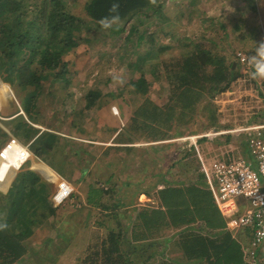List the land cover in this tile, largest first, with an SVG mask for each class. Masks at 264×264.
Wrapping results in <instances>:
<instances>
[{
    "label": "trees",
    "instance_id": "obj_1",
    "mask_svg": "<svg viewBox=\"0 0 264 264\" xmlns=\"http://www.w3.org/2000/svg\"><path fill=\"white\" fill-rule=\"evenodd\" d=\"M76 1L81 2L82 6L73 12L70 0H0V66L4 65L9 74L18 72L17 85L21 86V91L8 78L5 82H10L13 90L19 93L31 87V92L21 101L28 119L20 115V127L11 130L22 142L31 143L33 153L64 177L56 164V150L58 152L65 147L67 138L53 130L43 131L31 124L40 122L34 109L39 98L37 96L41 94V85H46L50 91L57 84H62L64 89H70L74 73L64 71V56L84 48L87 41L82 36L87 22L97 24V28L102 30L112 29L107 34L109 37L124 34L128 30L126 42L132 41L136 36L139 42L148 37L147 41L155 44V33H151L146 24L156 20L153 27H158L157 20L164 17L168 0ZM205 1L189 0L185 3L189 4L186 7H194L205 4ZM243 1L246 8L251 7L254 11L252 15L237 18L232 16L223 21L228 16L222 14L219 21L215 22L216 14H206L202 20L207 22V26L198 43L176 48L167 45L158 48L159 51L172 50L168 57L161 60L163 77L172 85L170 97L165 103H157L148 94V82L141 72L134 73L127 84L132 85L143 101L132 112L129 122L122 127L113 128L114 131H127L125 135L115 138L117 145L106 147L104 156H108L112 150L131 153L138 148L130 144L136 140L151 141L154 144L150 145L155 150H160L165 145L161 141L177 137L178 135L171 132L189 122L199 109L201 114L212 103L207 100H213L230 91L233 83L240 77L252 73V82L256 85L258 63L262 62L264 67V55L257 52L258 46L263 42L257 39L255 41L254 38L256 0ZM174 5H180L178 0ZM255 26L257 27L256 24ZM141 27H144L143 30ZM219 30L225 33V37H220ZM208 31L211 34H207ZM227 37L229 41H226ZM224 42L228 43L225 45ZM1 75L0 72V77ZM261 77L264 86V75ZM107 78L108 83L113 80L111 76ZM2 83L0 81V85ZM125 90L126 88H121L117 92L110 90L103 93L97 83L91 86L85 93L86 102L76 111L85 117L82 123L88 124L91 112L100 104L103 96L119 99ZM0 136L7 138L8 134L2 130ZM185 144L187 148L181 151L183 155L180 159L191 155L194 150V144ZM197 144L202 150L213 144H233L240 147L239 150H244L246 146L245 141L238 140L234 135H227L224 140L202 137L197 139ZM80 146L85 148L92 144L83 142ZM227 150V158L230 159L236 152L230 147ZM166 170L165 167L163 172L166 173ZM85 171L86 168L81 169V181ZM66 176L71 179V175ZM113 177L117 181V174ZM89 181L90 175L83 183ZM54 191V183L50 178H41L34 170L24 167L13 180L8 194L0 193V201L3 203L0 207V264H13L23 257L33 258L35 264L54 258L57 264L61 259L69 241L56 226L51 228L39 248L35 244L26 246V242L37 239L36 228L62 209L52 201ZM149 196L155 198L157 204L145 206L129 216L125 215L126 211L117 210L124 205L117 196L119 201L112 204L113 211L104 214L111 224L105 227L100 222V228L92 230L89 243L78 258L79 264H147L156 255L164 256L174 237V243L182 257L181 260L172 259L167 264H250L247 255L249 253L246 251L247 233H239V238H236L226 231L225 220L204 181H175ZM105 209L109 211L110 206ZM89 218L90 215L84 226L90 224ZM124 218H130L133 225H125L122 222ZM169 233H173L172 237L163 239ZM54 240H59L61 246L52 247ZM148 251L151 252L143 262L133 257L137 254L140 258L141 253L144 256ZM256 252L255 264L264 263V248L258 247Z\"/></svg>",
    "mask_w": 264,
    "mask_h": 264
},
{
    "label": "rangeland",
    "instance_id": "obj_2",
    "mask_svg": "<svg viewBox=\"0 0 264 264\" xmlns=\"http://www.w3.org/2000/svg\"><path fill=\"white\" fill-rule=\"evenodd\" d=\"M70 1L73 6V12L82 6L81 2ZM175 1L177 0L167 1L164 9V17L166 19H163L164 17L158 19V27H153L156 20L146 24L147 29L151 33H155V44L148 42V37H144L139 42L136 36L132 41L126 42L125 36L128 30L124 34H114V37H109L107 34L112 29L102 30L97 28V24L87 22L85 24L86 30L82 36L87 41L84 48L67 53L64 56V71L67 70L69 73H74L71 77L73 83L70 89H64L62 84H57L56 88L51 89V91L47 89L46 85H41L40 87L41 94L37 96L39 98L36 100L34 109L39 115L40 122H38L39 124H33L43 131L53 130L67 138L64 142L65 147L58 152V149L56 150V155H58L56 164L58 165V170H61L65 177L53 168L54 171L51 169L50 171L41 170L42 168L37 165L40 162L36 159L34 163L29 162L25 168L34 169L41 178L45 176L51 177L55 190L61 178L66 179L73 186L74 193L65 203L59 205L62 209L58 211L56 216L51 217L36 228L37 239L26 242V246L35 244L39 248L51 228L56 226L57 230L61 234H65L69 241L68 248L65 251L62 249L64 253L62 252L61 259L58 260L57 264H79L78 258L82 255L86 244L88 245L92 230L100 228V222H103V226L111 224L104 214L113 211L111 206L114 202L119 201L117 196L120 197L121 203L124 204L117 210L126 211L125 215L129 216L136 214L145 206L153 205V203L149 202L151 200L154 201L155 198H151L149 195L154 194L160 188L170 186L172 182H181L183 180L197 181L198 179L203 181L197 173L199 166L194 160L195 148L191 155L180 159L183 155L181 151H184L185 147L187 148L185 142L193 144V140L190 137L201 136L216 130L235 132L241 126L253 125L255 122L264 120V116H262V114L264 115V86L262 85L261 77V75H264V67H262L263 63L259 62L256 85L252 82V73H248L245 77H240L233 83L230 91L220 94L213 100H207L212 103L208 104L201 114H199L201 111L199 109L189 122L178 125L177 131L171 132L178 136L168 141H161L165 145L160 150H155L153 145H150L154 144L151 141L136 140L130 144L136 145L138 148L131 153L112 150L108 156L103 155L106 147L117 145L115 138L120 137L121 134L125 135L127 131V129L121 132L120 130L114 131L113 128L122 127L129 122L132 112L143 101L140 100L139 93L134 91L132 85L128 86L127 84L134 73H142L148 82V94L157 103L163 104L169 99L172 85L166 77H163L161 60L168 57L172 50L164 49L159 51L158 48L166 45L176 48L185 44L198 43L207 26V22L202 20V18L206 17V14H216L214 15V17L216 16L214 21L218 22L222 14L223 16H228L226 19L223 18L225 19L223 21H226L232 16H235V18L237 16L247 17L254 12L251 7H245L243 0H206L205 4L194 7H186V5H189L187 4L189 0H178L180 5L176 7L174 5ZM255 2L257 10L254 15L257 16L255 21L257 27L254 24L256 32V37L254 38L255 41L257 39L264 43V0H256ZM182 7H185V9ZM143 28L141 27V30ZM218 33L220 37H225V33L222 30H219ZM207 34H211V31H208ZM226 41H229L228 37ZM226 43L228 42H224L225 45ZM239 52L242 51L239 50ZM32 68L34 69L35 66ZM32 68L31 70H33ZM0 72L2 73L3 81L8 78L21 91V86L17 85L18 72L9 74L8 69L4 65L0 66ZM108 76L113 78L109 83L107 82ZM11 83L7 82V84L2 83L0 85V100L12 97V99L6 101V107L9 108L8 113L5 111L0 113L2 115L5 114V118H7L4 121L0 120V133L4 130L6 134L8 132L5 131L4 127L6 130L13 132L11 129L14 127L19 128L21 123L19 117L14 120L9 116L14 113L12 102L16 103L9 88L10 86L13 90ZM96 83L103 90V93L110 90L117 92L121 88H126V90L119 99L112 96H103L100 104L91 112L89 121H87L88 124H85L82 123L85 117L76 111L86 102L85 93ZM29 92H31V87L25 89L24 92H20L21 94H19L18 98L20 99L18 100L20 106H22L21 101ZM16 93L19 92L16 91ZM178 130L181 131L177 133ZM122 137L124 138L125 136ZM246 137L245 133L244 135L241 133L237 135V138L239 140L241 138V141H244ZM177 138L182 139L175 141L174 139ZM218 138L224 140L225 137ZM7 141L8 138L6 140L5 137L2 138L0 136V143L5 145ZM89 141L93 142L92 146L85 148L80 146V143L87 142L88 144L90 143ZM3 145L0 146V151ZM213 145L207 146L206 152L216 151L219 153L220 151V153L224 152L226 154L229 147L234 152H238L235 150L240 148L233 144L227 146ZM199 148L202 150L200 145ZM243 153L253 161L256 168V161L246 146ZM5 157H7V154ZM0 158L3 157L0 156ZM178 159L180 161H177ZM4 163L9 166L10 171H14L19 167V164L0 160V165ZM40 164L43 165L44 163ZM165 167L167 169L166 173L163 172ZM84 168L87 170L86 175H90L88 183H83L79 178L81 169ZM71 171L72 173H70ZM50 173L56 176L59 181L56 180L55 182L54 178L49 175ZM68 174L71 175V179L66 176ZM114 174L118 176L117 181L113 177ZM12 182L9 186H11ZM90 185H93V187L90 188ZM92 188L95 190L94 193L90 191ZM0 202L1 207L3 203L2 201ZM107 206H110L109 211L105 209ZM1 209L0 213H2ZM89 215L88 222L91 227L90 224L84 226ZM121 215L123 216V214ZM122 222L125 225H133V221L130 218H124ZM172 235L173 233H169L163 239L171 238ZM235 236L239 238L238 234H235ZM175 238H172L173 241L168 244L164 256L156 255L153 259L147 261V264H167L172 259L177 258L181 260L182 253L174 243ZM243 243L245 242L243 241ZM51 246L58 248L61 243L59 240H54ZM150 252H146L144 256L141 253L140 258L137 254H134L133 257L137 261L143 262ZM46 261L42 264H56L55 258ZM13 264L35 263L33 258L23 257ZM259 264L264 263L259 262Z\"/></svg>",
    "mask_w": 264,
    "mask_h": 264
},
{
    "label": "built area",
    "instance_id": "obj_3",
    "mask_svg": "<svg viewBox=\"0 0 264 264\" xmlns=\"http://www.w3.org/2000/svg\"><path fill=\"white\" fill-rule=\"evenodd\" d=\"M19 107L20 113L25 115L23 108ZM4 129L8 132V141L0 151L3 157L0 160L19 164V167L10 171L6 163L0 165V193L7 191L22 167L38 158L31 150V143L22 142L16 134ZM240 131L247 134L245 141L256 161V168L253 161L242 153L228 159L227 153L202 151L196 142L194 160L199 166L197 173L211 191L225 220L226 231L233 235L247 233V255L250 264H255L257 248L264 245V124ZM73 191V186L61 179L53 197L55 205L65 203Z\"/></svg>",
    "mask_w": 264,
    "mask_h": 264
},
{
    "label": "clouds",
    "instance_id": "obj_4",
    "mask_svg": "<svg viewBox=\"0 0 264 264\" xmlns=\"http://www.w3.org/2000/svg\"><path fill=\"white\" fill-rule=\"evenodd\" d=\"M257 52L259 53V54H261V55H264V43H262V44H260L259 46H258V48H257ZM0 81L1 82H3V83H5V84H7V82H5V81H3V79L0 77ZM9 88L11 89V91H12V96H14V94H13V90H12V88L9 86ZM20 105V104H19ZM2 107V106H1ZM22 107V106H21ZM23 108V107H22ZM24 110V109H23ZM25 112V111H24ZM18 113H19V115L20 114H22V113H20V107H19V110H18ZM22 115H24V114H22ZM25 115H26V113H25ZM24 115V116H25ZM26 117H27V115H26ZM7 119V118H6ZM11 119H14V117H12ZM259 124H264V121L263 122H261V123H257V124H254V125H259ZM36 126V125H35ZM248 126H253V125H245V126H241V128H239V130H236L235 132L234 131H225V130H216V131H212V132H210V133H207V134H204V135H201V136H197V137H190L192 140H193V144H194V148H195V151H196V145H195V142H196V144H197V139L198 138H202V137H208V138H210V139H215V138H218V137H225V136H222V135H234V137L236 136V138H237V135H238V133H241V134H243L244 135V133L245 132H243V131H240L242 128H245V127H248ZM235 133V134H234ZM8 134V133H7ZM246 134V133H245ZM246 136H247V134H246ZM195 138V139H194ZM247 138V137H246ZM246 138L244 139V141L246 140ZM20 139V138H19ZM182 139V138H181ZM180 138H177V139H174L175 141H179V140H181ZM173 140V141H174ZM187 140H190V139H187ZM239 140V139H238ZM240 140H241V138H240ZM245 143H246V141H245ZM198 145V144H197ZM5 145H3L2 146V148L4 147ZM198 147H199V145H198ZM246 147H247V144H246ZM248 148V147H247ZM202 151H205L206 152V150H202ZM236 151H238V152H236L234 155H233V157H235L237 154H239V153H242V154H244L245 155V153H243V151L244 150H239V149H237ZM197 152V151H196ZM196 152H195V154H194V156L196 155ZM224 153V152H223ZM245 156H247V155H245ZM248 157V156H247ZM38 159H40V158H36V160H38ZM40 160H42V159H40ZM43 161V160H42ZM28 165V164H27ZM26 165V166H27ZM26 166H24V167H26ZM24 167H22V168H24ZM21 168V169H22ZM19 173V172H18ZM17 173V174H18ZM17 174H16V176H17ZM15 176V177H16ZM15 177L13 178V180L15 179ZM61 179H63V178H61ZM12 180V181H13ZM64 180H66V179H64ZM11 181V182H12ZM67 181V180H66ZM68 182V181H67ZM9 188H10V186L8 187V189H7V193H8V190H9ZM6 192H4V193H2V194H5ZM55 192H56V190H55ZM73 193H74V191H73ZM72 193V194H73ZM55 194V193H54ZM54 194H53V197H54ZM72 196V195H71ZM70 196V197H71ZM69 197V198H70ZM68 198V199H69ZM67 199V200H68ZM66 200V201H67Z\"/></svg>",
    "mask_w": 264,
    "mask_h": 264
},
{
    "label": "crops",
    "instance_id": "obj_5",
    "mask_svg": "<svg viewBox=\"0 0 264 264\" xmlns=\"http://www.w3.org/2000/svg\"><path fill=\"white\" fill-rule=\"evenodd\" d=\"M13 94H14V101H16V103L15 102H12L13 103V108H14V113L13 114H11V115H9L10 117H14V118H16V117H19L20 115H22V114H20L19 115V113H18V110H19V102H18V100H20V99H18L19 98V94L20 93H16V91L15 90H13ZM8 99H12V97H6V98H3V99H1L0 100V106L2 105V107H0V113L1 112H3V111H5V112H7L8 113V111H9V108H7L6 107V101L8 100ZM15 103V104H14ZM21 104H22V102H21ZM22 107H24L23 105H22ZM8 109V110H7ZM24 109V108H23ZM16 110V111H15ZM8 115V114H7ZM22 116H24V115H22ZM24 117H26V116H24ZM27 118V117H26ZM28 119V118H27ZM0 120H2V121H4V120H6V118H5V114L4 115H2V114H0ZM264 120H262V121H258V122H255V123H253V125L254 124H257V123H261V122H263ZM31 124L33 125V126H35V124H33L32 122H31ZM36 128H39L38 126H35ZM4 131V130H3ZM8 138V137H7ZM7 138H6V140H7ZM90 142V141H89ZM93 142H90V144H92ZM2 145H3V143H2ZM2 157V156H1ZM39 160V162L40 163H44L43 165L42 164H37V165H39V167H41L42 169L41 170H45V171H50V169L52 170V171H54L52 168H50V166L47 164V163H45L44 161H42V160H40V159H38ZM32 170H34V169H32ZM35 171V170H34ZM86 172L87 171H85L84 172V174H83V179H82V182H83V180L87 177V175H86ZM88 174V173H87ZM49 175H51L53 178H54V180L56 181H59L58 180V178H56V176H54V175H52L51 173L49 174ZM48 178V176H45L44 178ZM51 178V177H50ZM91 192H93L94 193V189L92 188V190H90ZM90 192V193H91ZM78 197V196H77ZM147 199V198H146ZM89 200H90V198H89ZM156 202V200H154V201H150L149 203H153V205H155V204H157V203H155ZM148 203V204H149ZM247 241V240H246ZM246 243H248V242H246ZM264 248V247H263Z\"/></svg>",
    "mask_w": 264,
    "mask_h": 264
},
{
    "label": "water",
    "instance_id": "obj_6",
    "mask_svg": "<svg viewBox=\"0 0 264 264\" xmlns=\"http://www.w3.org/2000/svg\"><path fill=\"white\" fill-rule=\"evenodd\" d=\"M12 92V91H11ZM56 182V181H55ZM8 193L6 192L5 195H7Z\"/></svg>",
    "mask_w": 264,
    "mask_h": 264
}]
</instances>
